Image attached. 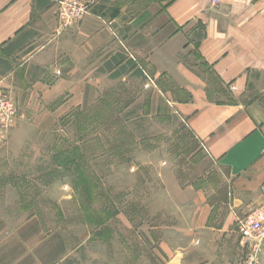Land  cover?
Segmentation results:
<instances>
[{
    "label": "rangeland",
    "instance_id": "374dc122",
    "mask_svg": "<svg viewBox=\"0 0 264 264\" xmlns=\"http://www.w3.org/2000/svg\"><path fill=\"white\" fill-rule=\"evenodd\" d=\"M77 1L87 11L70 25L56 5L52 44L27 32L18 53L0 55L16 109L0 129V264H166L182 243L177 197L226 180L178 114L189 91L152 59L156 39L121 41L103 11L110 49H94L102 38L77 45L73 29L95 4ZM50 44L57 59L27 67L26 54Z\"/></svg>",
    "mask_w": 264,
    "mask_h": 264
},
{
    "label": "crops",
    "instance_id": "0c3cea01",
    "mask_svg": "<svg viewBox=\"0 0 264 264\" xmlns=\"http://www.w3.org/2000/svg\"><path fill=\"white\" fill-rule=\"evenodd\" d=\"M56 1L0 0V55L18 53L14 44L27 32L52 44L61 35ZM94 1L93 14L73 29L77 45L102 38L94 49H110L105 11L117 19L121 41L140 34L156 39L162 55L155 52L152 59L189 91L187 100L175 102L178 114L226 180L216 192L190 188L177 197L182 243L169 251L166 264H242L251 248L236 232L235 216L264 205V0ZM142 24L155 30L148 35L134 28ZM51 44L26 54L27 67L55 61ZM215 94L224 99L214 101ZM255 264H264V245Z\"/></svg>",
    "mask_w": 264,
    "mask_h": 264
},
{
    "label": "built area",
    "instance_id": "2783aa9c",
    "mask_svg": "<svg viewBox=\"0 0 264 264\" xmlns=\"http://www.w3.org/2000/svg\"><path fill=\"white\" fill-rule=\"evenodd\" d=\"M57 15L65 25L76 22L87 11V6L77 0H58ZM16 115L14 103L0 87V129L8 128ZM235 229L239 236L251 245V254L242 264H255L257 254L264 245V205L246 214L235 216Z\"/></svg>",
    "mask_w": 264,
    "mask_h": 264
}]
</instances>
